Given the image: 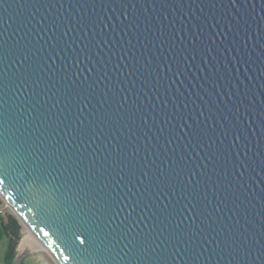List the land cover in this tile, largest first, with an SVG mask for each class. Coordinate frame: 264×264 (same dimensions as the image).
<instances>
[{
	"label": "water",
	"instance_id": "obj_1",
	"mask_svg": "<svg viewBox=\"0 0 264 264\" xmlns=\"http://www.w3.org/2000/svg\"><path fill=\"white\" fill-rule=\"evenodd\" d=\"M0 198L56 264H264V0H0Z\"/></svg>",
	"mask_w": 264,
	"mask_h": 264
},
{
	"label": "trees",
	"instance_id": "obj_2",
	"mask_svg": "<svg viewBox=\"0 0 264 264\" xmlns=\"http://www.w3.org/2000/svg\"><path fill=\"white\" fill-rule=\"evenodd\" d=\"M21 225L15 216L6 211L0 214V241L6 240L5 264L16 255V248L21 239Z\"/></svg>",
	"mask_w": 264,
	"mask_h": 264
},
{
	"label": "rangeland",
	"instance_id": "obj_3",
	"mask_svg": "<svg viewBox=\"0 0 264 264\" xmlns=\"http://www.w3.org/2000/svg\"><path fill=\"white\" fill-rule=\"evenodd\" d=\"M1 203H2V200L0 198V205ZM9 213L13 215L11 211H9ZM21 227H22L21 236H23L25 233V227L22 225ZM3 246H4V243L3 244L1 243L0 244V256L2 255V253H4V250H5ZM16 253H17V248H16ZM32 260L33 261L37 260V263L41 261L43 264H56L43 247H39V248L35 247V248L29 249L26 251V258L24 259L23 264H33Z\"/></svg>",
	"mask_w": 264,
	"mask_h": 264
},
{
	"label": "bare ground",
	"instance_id": "obj_4",
	"mask_svg": "<svg viewBox=\"0 0 264 264\" xmlns=\"http://www.w3.org/2000/svg\"><path fill=\"white\" fill-rule=\"evenodd\" d=\"M35 247L39 248L42 247V245L38 241V239L31 233V231H29V229L25 227V233L21 237L17 245L18 252H25Z\"/></svg>",
	"mask_w": 264,
	"mask_h": 264
},
{
	"label": "crops",
	"instance_id": "obj_5",
	"mask_svg": "<svg viewBox=\"0 0 264 264\" xmlns=\"http://www.w3.org/2000/svg\"><path fill=\"white\" fill-rule=\"evenodd\" d=\"M1 243H2V244L4 243V246H3V247H4V249H5V247H6V240H4V239L1 240V241H0V244H1ZM0 260H1V261H0V264H5V250H4V253H2V255L0 256ZM32 261H33V260H32ZM33 264H43V263H42L41 261L37 263V260H36V261H33Z\"/></svg>",
	"mask_w": 264,
	"mask_h": 264
},
{
	"label": "built area",
	"instance_id": "obj_6",
	"mask_svg": "<svg viewBox=\"0 0 264 264\" xmlns=\"http://www.w3.org/2000/svg\"><path fill=\"white\" fill-rule=\"evenodd\" d=\"M6 211L9 212L10 209L4 202H2L0 205V214H4Z\"/></svg>",
	"mask_w": 264,
	"mask_h": 264
}]
</instances>
